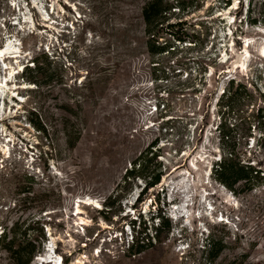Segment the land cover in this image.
<instances>
[{"label": "rangeland", "instance_id": "1", "mask_svg": "<svg viewBox=\"0 0 264 264\" xmlns=\"http://www.w3.org/2000/svg\"><path fill=\"white\" fill-rule=\"evenodd\" d=\"M151 2L0 0V264H264V0Z\"/></svg>", "mask_w": 264, "mask_h": 264}, {"label": "trees", "instance_id": "2", "mask_svg": "<svg viewBox=\"0 0 264 264\" xmlns=\"http://www.w3.org/2000/svg\"><path fill=\"white\" fill-rule=\"evenodd\" d=\"M159 1L161 0H152L151 3H149L146 8L143 9L142 11V15H143V19L146 23H150V21L153 19L154 16H156L159 12H160V3ZM168 48H170L168 46ZM172 48V47H171ZM167 49V45L164 46V48H162L161 50ZM33 67H31L30 69H35V63L32 62ZM29 67L26 66V69H28ZM128 172V171H127ZM215 176L217 178L218 181H220L222 184L226 185L228 188H231L238 183L241 180H247V182L250 183L251 186H253L254 184H252L253 182H256L257 179H261L260 178V172H253V171H246L243 169L242 166H238V164L233 163V160L230 156V159L224 158L221 159L219 164L216 165L215 168ZM254 173V174H253ZM129 174H132V171L129 172ZM162 175V172L157 173L156 175H153L150 180L148 182H146L145 187L143 188V190L148 187V188H152L155 185L158 184L160 177ZM264 176V174H263ZM153 219H160L162 220L161 222V226L162 228H167L168 227V221L165 220L163 221V217H161L160 214L156 213V215L153 216ZM144 231V230H143ZM142 231V232H143ZM144 233V232H143ZM4 234V232H2L0 234V239H2V235ZM155 234L157 237H159V230L156 229L155 230ZM4 237H6L4 235ZM145 237H147V234L145 235ZM139 241L136 238H132V244L131 246H129V251L130 252H139ZM8 244H10V246L8 247L7 252L10 254L11 258H19L21 257L22 254V247L19 245V247H17L16 249L13 250L14 241H8ZM210 246V252H209V259H211L212 257L215 256V254L217 255L219 253V249H217L215 251V253L213 254V250L215 248V242L213 240L209 241ZM33 251H34V247H32L30 253H29V257H28V261H30L33 257Z\"/></svg>", "mask_w": 264, "mask_h": 264}, {"label": "bare ground", "instance_id": "3", "mask_svg": "<svg viewBox=\"0 0 264 264\" xmlns=\"http://www.w3.org/2000/svg\"><path fill=\"white\" fill-rule=\"evenodd\" d=\"M10 47V46H9ZM20 52L19 50H5V51H0V62H5L6 60H16L18 61L21 57H20ZM262 54L264 55V51L262 50ZM19 69L21 68L20 65H18ZM7 70H10L9 71V78L7 79H4V80H1L0 78V92L3 93L1 90H2V85L3 83H5V86L7 87L8 85V80H10L11 83H14V80L16 79V76H15V72L14 70L10 67L9 69ZM7 81V82H6ZM14 89H16V85L14 84L13 85ZM12 91V90H11ZM4 97V96H3ZM1 95H0V100H1ZM38 260V263L37 264H52V263H55L56 261L53 260V258L51 259V257H40ZM58 264V263H56Z\"/></svg>", "mask_w": 264, "mask_h": 264}]
</instances>
